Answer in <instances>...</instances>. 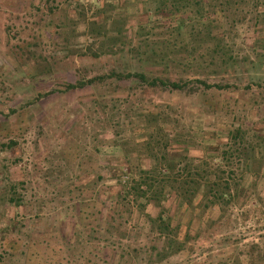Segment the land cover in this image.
Listing matches in <instances>:
<instances>
[{
  "label": "rangeland",
  "instance_id": "1",
  "mask_svg": "<svg viewBox=\"0 0 264 264\" xmlns=\"http://www.w3.org/2000/svg\"><path fill=\"white\" fill-rule=\"evenodd\" d=\"M170 1L0 0V264H264V0ZM187 163L237 199L158 194Z\"/></svg>",
  "mask_w": 264,
  "mask_h": 264
},
{
  "label": "trees",
  "instance_id": "2",
  "mask_svg": "<svg viewBox=\"0 0 264 264\" xmlns=\"http://www.w3.org/2000/svg\"><path fill=\"white\" fill-rule=\"evenodd\" d=\"M177 1H170L169 4H175ZM197 4H201L202 0H192ZM167 2V1H166ZM166 5H169V4ZM171 6V5H170ZM177 21V29L181 30L184 27V19L176 20ZM116 77L121 78V79H131L135 77L136 79H140L143 82H147L150 86L156 87V86H161L166 89H170L172 91H182L185 90L189 83L195 82L203 85L207 89L211 88H218L221 89L222 87L220 85H209L207 82L196 79L194 81H186L184 83H178V82H171L170 80H163V79H153L149 80L147 79L146 75L143 73H128L126 75L124 74H115ZM95 79L89 80V81H81L78 82L77 84L74 85H69L68 89H76V88H84L88 84H91L94 82ZM229 153H224V155H227ZM225 159V158H224ZM187 167L184 169H181V172L187 171V176L182 175L180 173L177 176L173 175L174 171V165H165L166 169H161L160 174L163 176H166V174H170L165 178V181L161 182L158 184V188L161 190V192H157L158 194H165L167 186H170L171 190L183 201H185L188 204H192L193 200L196 198L198 195L197 193L201 190V188L205 187V195H204V200L206 201V206L210 207L211 205H223V204H229L233 203L237 199L238 195V189L236 191H233L231 181H226L221 175H216L213 172H222L221 169H218L216 167L212 171H206L205 169L203 170L205 173L201 174L200 169L202 166L196 165V172L195 176L190 175L193 172L190 171L191 163H187ZM206 165H208L206 163ZM204 166V165H203ZM169 167V169H168ZM209 168L211 169V166L209 165ZM157 168L147 170V171H142V179L139 183H137V187L135 190H137L140 195L138 196L139 198L144 197L147 202H158L157 199L154 197L155 193L153 190L155 188V182L152 181V178L154 176V173H156ZM158 171V170H157ZM165 172V173H163ZM172 173V175H171ZM198 177V178H197ZM159 200V197H157ZM150 220L152 222H163V228L160 230L163 235H166L168 232L171 234L175 231L171 228V219L164 217V214L161 213L157 218H152L150 217ZM180 243H178L179 245Z\"/></svg>",
  "mask_w": 264,
  "mask_h": 264
},
{
  "label": "crops",
  "instance_id": "3",
  "mask_svg": "<svg viewBox=\"0 0 264 264\" xmlns=\"http://www.w3.org/2000/svg\"><path fill=\"white\" fill-rule=\"evenodd\" d=\"M257 107L254 109L255 112L257 111ZM253 178V181L255 182H264V172L259 171V174H255Z\"/></svg>",
  "mask_w": 264,
  "mask_h": 264
}]
</instances>
